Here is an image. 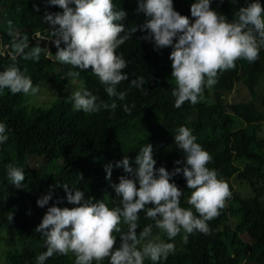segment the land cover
Masks as SVG:
<instances>
[{
    "label": "trees",
    "instance_id": "obj_1",
    "mask_svg": "<svg viewBox=\"0 0 264 264\" xmlns=\"http://www.w3.org/2000/svg\"><path fill=\"white\" fill-rule=\"evenodd\" d=\"M112 2L115 10L126 13L125 19L118 21L125 26L121 36L137 26L131 38L116 49L117 55L122 54L128 65L123 70L128 74V80L116 86L117 92L127 93L123 101L109 97L91 69L81 71L56 61L57 48L52 40H40L35 36L36 32L46 36L52 29L44 19L45 15L62 12V9L50 5L48 0H0V52L4 53L0 55V71L12 63L8 53L13 37L28 36L26 51L39 44L52 56L41 53L39 61L18 57L17 66L32 79L34 86L43 82L55 88L47 104H27L22 101L23 93L14 95L8 89L0 90V123L6 125L8 136V140L0 144V233L10 232L15 237L14 245L4 254L5 264H39L37 257L47 249L45 237L35 229L47 208L77 206L69 204L64 189L55 185L68 184L70 188L83 191L85 199L103 200L109 208H114L121 206V198L110 185L118 183L121 175L128 174L122 168L114 167L111 180H108L107 164L115 165L124 156L134 162L140 149L150 143L157 168L163 166L172 172L175 167H184V163L175 164L177 160L184 161L185 156L174 139L180 126L188 127L196 136V142L211 155L212 160L206 166L215 169L218 178L229 185L231 197L219 216L207 222L209 234L194 231L188 235L187 243L182 239L186 235L183 230L174 240H168L166 234L154 226V221L141 211L137 233L152 224V238L160 236L165 242L175 244V251L166 259L152 262L146 258L144 264H264V199L261 198L264 192V138L257 133L264 120V47L255 62L239 59L234 69L218 73V82L212 88H204L197 104L186 101L176 108L172 96L175 82L169 59L172 47L156 49L154 42L142 39L148 33L140 31L139 26L150 18L137 11V0ZM194 2L173 0V7L194 22L190 12ZM248 2L251 0H223L222 3L211 0V7L232 22L239 8ZM259 2L264 6V0ZM9 21L12 36L9 35ZM61 47H64L63 42ZM69 71L80 74L70 77ZM141 76L146 80L143 87L132 86L131 80ZM68 80L79 83L80 89L87 87L98 97V104L115 102L117 107L114 110L101 108L95 113L75 110L69 100L71 94L64 88ZM237 82L246 89L248 96L227 102L224 94ZM125 104L131 108L130 114L123 110ZM235 159L248 164L241 168ZM10 164L25 173L20 188L8 178ZM231 175L250 189L251 195L243 197L233 190L227 180ZM170 182L184 193L180 206L199 216L187 203L192 190L187 189L182 174L172 177ZM50 190L52 200L45 207H39L37 200ZM10 212L13 213L12 222L7 219ZM120 227L127 230L123 223ZM115 235V247H119V234ZM44 264H75V255L55 253ZM100 264H109L108 259Z\"/></svg>",
    "mask_w": 264,
    "mask_h": 264
},
{
    "label": "clouds",
    "instance_id": "obj_2",
    "mask_svg": "<svg viewBox=\"0 0 264 264\" xmlns=\"http://www.w3.org/2000/svg\"><path fill=\"white\" fill-rule=\"evenodd\" d=\"M137 2V11L150 18L139 26L140 31L148 33L142 39L154 42L156 49H173L169 59L172 62L171 77L175 82L172 96L176 108L186 101L197 104L204 88H212L218 82V73L234 69L239 59L255 62L264 47V6L259 0H251L240 7L232 22L212 9L211 0H195L191 4L194 22L174 10L173 0ZM48 3L58 6L62 12L46 14L44 19L52 30L46 36L36 33V37L52 40L57 48L56 61L81 71L91 69L107 95L123 101L127 93L117 92L116 86L128 80V74L123 71L128 65L122 54L117 55L116 49L131 38L137 26L130 33L120 35L125 26L118 21L124 20L126 13L115 10L112 0H48ZM9 28L12 36L11 21ZM28 41V36L13 37L8 53L12 63L0 71V90L8 89L14 95H35L40 91L39 86H34L32 79L17 66V59L39 61L41 53L48 57L52 53L39 44L26 51ZM62 42L64 47H61ZM79 74L78 71L67 73L70 77ZM145 83L143 76L131 80V85L136 88H142ZM97 99L87 89L75 90L69 97L74 109L85 113L117 107L115 102L98 104ZM123 110L131 113L127 104ZM5 133L6 125L0 123V144L8 140ZM174 139L185 156L184 161H175L177 165L184 163V167H175L172 172L163 166L156 167L150 143L140 149L134 162L124 156L115 165L109 163L105 166L108 180H111L114 167L122 168L128 174L121 175L118 183L110 185L121 198L120 207L109 208L103 200L94 201L92 197L85 199L83 191L70 188L68 184L55 185L64 189L69 204L77 206L61 208L53 205L47 208L35 229L45 237L47 249L37 257L39 264H44L55 253H73L75 264H92L93 261L100 264L106 258L109 264H144L146 258L152 262L166 259L175 251V244L165 242L160 236L152 238V224L137 233L141 211L154 221V226L166 234L168 240H174L182 230L186 233L182 237L184 243L194 231L209 234L207 222L219 216L226 200L231 197L229 185L218 178L215 169L206 166L212 157L196 142V136L188 127L180 126ZM178 174L186 180L187 189L192 190L187 203L199 216L180 206L184 193L170 182ZM7 175L17 188L25 180L24 171L11 164ZM52 198L50 190L37 200V205L43 208ZM7 219L13 221L12 212ZM122 223L127 225L126 231L120 227ZM115 233L119 234V247H115Z\"/></svg>",
    "mask_w": 264,
    "mask_h": 264
},
{
    "label": "rangeland",
    "instance_id": "obj_3",
    "mask_svg": "<svg viewBox=\"0 0 264 264\" xmlns=\"http://www.w3.org/2000/svg\"><path fill=\"white\" fill-rule=\"evenodd\" d=\"M37 86H39L40 91L35 95L31 93L27 95L23 94V99H22L23 102L27 104H32V103L47 104L51 100L55 88L43 82L38 83ZM64 88L69 92V94H72L73 91L80 89V84L72 80H68L65 83ZM86 89L89 90L87 87ZM258 95L259 92H257V96L255 98L256 101L258 100ZM247 96L248 93L246 89L242 87L239 82L234 84L233 87H231L230 90H228V92L224 94V98L227 100V102L240 100ZM257 133L258 136L264 138V120L260 122ZM234 162L238 164L241 168L245 167L248 164V162L242 159H235ZM227 180L232 184V189L237 191L241 196L247 197L251 195L252 191L248 189L243 183H240L232 175L229 176ZM261 198L264 199V192L261 193ZM7 233L5 232L0 233V264H5L7 262V259L4 254L15 243V237H13V235L10 232L8 234ZM247 264H252V263L248 262Z\"/></svg>",
    "mask_w": 264,
    "mask_h": 264
},
{
    "label": "built area",
    "instance_id": "obj_4",
    "mask_svg": "<svg viewBox=\"0 0 264 264\" xmlns=\"http://www.w3.org/2000/svg\"><path fill=\"white\" fill-rule=\"evenodd\" d=\"M36 33H39V32H36ZM36 33H35V34H36ZM35 36H36V35H35ZM35 41H38V39L35 38Z\"/></svg>",
    "mask_w": 264,
    "mask_h": 264
}]
</instances>
